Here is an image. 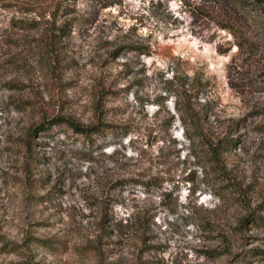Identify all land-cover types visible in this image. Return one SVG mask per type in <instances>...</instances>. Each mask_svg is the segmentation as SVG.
I'll return each instance as SVG.
<instances>
[{
  "label": "rangeland",
  "instance_id": "1",
  "mask_svg": "<svg viewBox=\"0 0 264 264\" xmlns=\"http://www.w3.org/2000/svg\"><path fill=\"white\" fill-rule=\"evenodd\" d=\"M57 115L111 131L52 126L30 159L20 138ZM251 212L264 2L0 0V264H264Z\"/></svg>",
  "mask_w": 264,
  "mask_h": 264
},
{
  "label": "trees",
  "instance_id": "2",
  "mask_svg": "<svg viewBox=\"0 0 264 264\" xmlns=\"http://www.w3.org/2000/svg\"><path fill=\"white\" fill-rule=\"evenodd\" d=\"M254 1L259 2V3L264 2V0H254ZM67 34H68V27H66V24L56 27L55 29L53 28L52 35H50L51 42L55 44L56 41H59L62 37H65ZM187 113H188L187 114L188 121L192 124H195L198 118L194 115V113H192V108L191 106H189V104L187 108ZM187 119L183 118V123L185 125L187 138L191 141L194 139V137H192V134H189L190 129H188L186 126ZM56 125L57 126L65 125L69 129H71L75 134H78L85 138L101 137L104 134H106L108 131H111V126L104 125L103 123H100V122L92 126H86V125L77 123L74 119L70 117H62V116L57 115L50 119L42 118L41 122L30 125L26 129L25 134L20 138V144L23 146L25 152L30 157V159L32 158L33 153H34V147L36 144V141H35L36 136L38 134H43V133L48 132L52 128V126H56ZM192 130L196 131L197 129L196 130L192 129ZM125 135H127V133H125ZM199 136L203 137V142L207 146L212 164L216 168L220 169L221 171L222 165H221L220 154H221V150L224 147V145L222 143L220 144L213 143L212 141L206 139V137L203 134ZM249 221L257 224L260 221H264V219L256 215L254 212H251L244 218V220H242L241 225L246 226V224ZM103 231L106 233V228H103ZM106 237H110V234H108V232L106 233Z\"/></svg>",
  "mask_w": 264,
  "mask_h": 264
}]
</instances>
